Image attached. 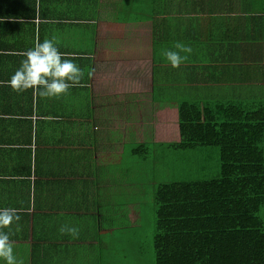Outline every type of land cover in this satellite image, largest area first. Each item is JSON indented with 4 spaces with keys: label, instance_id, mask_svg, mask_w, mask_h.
Returning <instances> with one entry per match:
<instances>
[{
    "label": "crops",
    "instance_id": "crops-1",
    "mask_svg": "<svg viewBox=\"0 0 264 264\" xmlns=\"http://www.w3.org/2000/svg\"><path fill=\"white\" fill-rule=\"evenodd\" d=\"M158 2L0 0V208L20 217L10 229L20 264L115 262L113 239L135 224L166 150L137 159L127 142L141 134L128 130L148 129L169 89L178 101L264 106V0H166L164 16ZM45 39L83 70L80 84L59 98L15 92L24 53ZM178 43L192 51L172 67ZM158 66L169 74L160 81Z\"/></svg>",
    "mask_w": 264,
    "mask_h": 264
},
{
    "label": "trees",
    "instance_id": "trees-1",
    "mask_svg": "<svg viewBox=\"0 0 264 264\" xmlns=\"http://www.w3.org/2000/svg\"><path fill=\"white\" fill-rule=\"evenodd\" d=\"M158 1V15H167L169 2ZM153 34L158 44L169 39L163 36L161 20ZM154 118V146L175 151L217 148L219 177L159 181L154 189L147 188L137 203L140 216L133 218L135 224L126 236L120 235L125 227L119 228L118 238L113 239L122 252L112 264H126L122 258H128V264L141 260L145 234L141 209L148 205L143 200L148 189L154 197L155 264H264V222L258 216L264 207V106L186 100L177 108L156 109ZM132 145V156L148 158L145 143L136 140ZM148 209L149 205L144 211Z\"/></svg>",
    "mask_w": 264,
    "mask_h": 264
},
{
    "label": "clouds",
    "instance_id": "clouds-1",
    "mask_svg": "<svg viewBox=\"0 0 264 264\" xmlns=\"http://www.w3.org/2000/svg\"><path fill=\"white\" fill-rule=\"evenodd\" d=\"M179 51H168L167 60L172 67H179L186 57L180 53H191L192 49L183 44H177ZM25 59L12 75L9 84L17 93L31 89L33 93L43 98H59L66 95L70 88L80 84L84 72L62 53L54 39H45L25 53ZM15 208H0V264H20L10 239V229L19 221ZM61 234L78 235L75 227L61 226Z\"/></svg>",
    "mask_w": 264,
    "mask_h": 264
},
{
    "label": "rangeland",
    "instance_id": "rangeland-1",
    "mask_svg": "<svg viewBox=\"0 0 264 264\" xmlns=\"http://www.w3.org/2000/svg\"><path fill=\"white\" fill-rule=\"evenodd\" d=\"M165 76H169L168 73L165 74L163 67H157V81H160ZM169 84V81L167 82ZM158 90H161V84H156ZM169 88V87H168ZM173 89H169V92L164 94L168 102L164 105H160V108H177L179 104L183 101H178V95L172 94ZM160 95V93H159ZM150 126L148 129L142 130V132L137 133L135 127L131 126L128 130L129 140L135 134H141L142 143H145L146 146L150 149L149 154L153 153L151 148L154 146V121L155 118L148 119ZM152 122V123H151ZM136 132V133H135ZM135 139H131L129 144H127V153L131 154L132 145L135 143ZM158 146V145H157ZM166 147V146H164ZM162 151V149H157ZM157 151V157L159 158V163L157 165V171L159 174V181L165 183L172 182H191V181H207L216 179L219 177L220 172V159L219 151L217 148H200L196 150L189 151H175L173 149H168L164 151V154H159ZM148 154V156H149ZM155 154L153 153L152 156ZM155 155V156H156ZM153 192L147 190L146 195L143 200L148 203L149 209L144 211L148 207L143 206L141 213H143L142 222L140 224L141 228L144 230L145 234H142L143 237V250L140 255L138 264H155L154 252L152 249V238L154 236L155 229V214L154 210L151 211V206L154 208L153 204ZM152 202V204H151ZM140 216V215H138ZM259 218L264 222V207L260 210L258 214ZM126 236V235H125ZM120 252L116 257L121 258ZM129 254L127 256L129 257ZM128 259V258H127ZM127 259L122 260L128 264Z\"/></svg>",
    "mask_w": 264,
    "mask_h": 264
}]
</instances>
